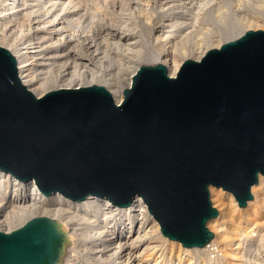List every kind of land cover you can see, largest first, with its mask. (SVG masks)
I'll use <instances>...</instances> for the list:
<instances>
[{
	"label": "water",
	"instance_id": "1",
	"mask_svg": "<svg viewBox=\"0 0 264 264\" xmlns=\"http://www.w3.org/2000/svg\"><path fill=\"white\" fill-rule=\"evenodd\" d=\"M0 170L45 196L118 207L139 197L164 238L207 246L218 217L210 189L244 208L264 176V31L184 60L174 77L140 64L119 103L94 83L37 97L0 47ZM68 245L60 220L34 216L0 231V264H61Z\"/></svg>",
	"mask_w": 264,
	"mask_h": 264
},
{
	"label": "bare ground",
	"instance_id": "2",
	"mask_svg": "<svg viewBox=\"0 0 264 264\" xmlns=\"http://www.w3.org/2000/svg\"><path fill=\"white\" fill-rule=\"evenodd\" d=\"M127 1L129 2V0H121L123 2L121 5L119 0L120 6H118L123 7L121 11L124 10L125 4H128ZM73 3V0H0V47L7 49L16 58L18 76L22 84L37 97L42 96L50 89L60 87L78 88L79 86L92 85V83L99 85L97 78L100 68L98 70L91 68L86 72L83 70L84 68L79 67L81 55L78 52V47L84 46L86 49H92V46L90 41L87 42L89 36L85 33L89 23L80 16L81 14L78 16L75 11L80 3ZM171 3L174 5L169 11L170 18L164 20L159 26L160 29L157 31L155 39H171L173 41L179 39L182 44L178 50L174 49V51H177L182 59L178 60V57H173L172 52L169 51V53H164L161 58L142 63V46L136 43L137 45L134 47H126L129 48L128 51L131 49L132 54L126 55V58L130 59L128 63L126 62L127 66L122 63L126 66L123 76L116 75L114 72L111 81H109L110 78H107L108 80L102 85L109 90L116 103L122 100L123 89L130 86L132 75L139 69L140 64L153 66L161 63L167 67L168 75L174 77L184 60L198 61L207 50L218 48L221 44L239 37L249 29L264 31V0H171ZM147 6L146 8L142 7L145 10H142L141 13L144 14L146 9L151 7L148 4ZM164 6L161 5V8ZM250 7L257 11L256 14H245L240 17L239 27L244 28L238 30L235 35H231L232 37L229 39L222 40L220 33H217L216 35H203L197 42L199 47L188 48L183 45L188 43L192 34L186 33L185 28H182L191 21L195 23L193 26L196 25V28H199L207 24L208 20L217 18L220 20L225 34H233L236 31L233 24L236 23H228L230 18H234L232 14L229 15L230 12L241 14L242 11L246 12V9ZM136 9L137 12L139 9ZM133 10L131 9V14ZM88 14H86L87 18H89ZM138 14L140 15V13ZM128 15L130 16V14ZM115 25L116 23L111 27ZM7 26L15 27L13 34L6 33ZM145 27L143 34L146 37L147 34L149 35L150 28L147 25ZM119 28L118 31L122 35L128 30L126 24H122ZM140 29L142 31L141 27ZM138 34L141 35L142 32ZM142 40L144 41V39ZM207 43L211 44L204 46ZM124 48L123 52L127 51ZM90 49L87 50L89 56L95 55L96 49ZM190 53L194 54L192 58L189 57ZM162 58L165 60L168 58L171 62L166 63ZM93 62L91 61L90 64ZM99 63L98 60V65L101 64ZM107 75L110 76L111 73ZM110 82L114 85L111 86ZM210 190L211 200L217 204L218 208V217L208 223V229L214 237L203 248L186 249L179 243L169 241L161 235L158 222L148 212L146 204L139 197H136L133 203L127 207H118L108 199L99 196H88L84 201H71L58 192L45 196L34 181L22 182L0 170V231L10 232L36 215L45 216L44 213L49 210L48 214H51L49 217L57 219L56 216L59 215L57 217L62 218L72 241L69 250L77 244L81 245L83 249H89V244H91L90 250L94 257L100 255L106 260L115 258L112 264H152V262L150 263L151 253L159 250L158 243L155 244L157 240H153V238L180 247L176 259L177 264H180L183 255L185 257L189 253L192 254L200 250L208 251L210 248L221 252L220 256L223 257H216V261L223 259L226 264H264V255L255 259V256H251L252 252H245V244L248 239L250 242L258 243V250L264 247V219L260 218L261 210L264 209V199L260 196L264 191V176L260 175L258 182L252 186V199L244 208L237 206L230 192L216 188ZM130 244H135V247L133 246L135 249L132 251L128 247ZM256 254H258L257 251ZM65 260L66 258L63 262ZM211 261L205 260L202 264ZM170 262L171 259H169ZM162 264L167 263L165 261Z\"/></svg>",
	"mask_w": 264,
	"mask_h": 264
},
{
	"label": "rangeland",
	"instance_id": "3",
	"mask_svg": "<svg viewBox=\"0 0 264 264\" xmlns=\"http://www.w3.org/2000/svg\"><path fill=\"white\" fill-rule=\"evenodd\" d=\"M73 1H74L73 4L80 3V4L77 5V8H75L76 9L75 11H76L77 15L79 16L81 14L80 16H82V18L84 20L86 19L87 22L89 23L87 25V28L85 29V31H86L85 33L87 34V36L90 37V38L88 37L87 42L90 41L91 42V46H92V49H90V48L89 49L90 50H95L96 49L95 55H93V56L91 55L92 56V58H91V56H89V53L87 52V50H89V49H86L84 46L78 47V52L81 55V58L79 60V67L80 68L82 67V69L84 68L83 70L86 71V72L90 71L91 68L95 69V70H98L100 68L99 69V76L97 78V83H99V85H104L105 81H107L109 78H110L109 81H111L112 76L114 77V75H113L114 72H115L116 75L119 74V75L123 76L125 67L128 65L127 63L130 60V59H128V57L126 58V55L132 54L131 49H130V51H128L129 48H126V47H134V46L137 45L136 43H139L142 46L141 47V51H142V55H143L141 57L142 63H148V62H150L152 60L158 59L159 57L161 58L162 55H164V53H169V51L172 52L173 57H178V60L182 59V56L179 55L177 53V51H174V49L178 50V48L182 44V43H180L179 39H174V41L171 40V39H168V40H163V39H158L157 40V39H155L157 34H158L157 31H159V29H160L159 26L162 24V22H164V20H168L170 18V15H169L170 12L169 11H170V9H172V6L174 5V3H171V0H163V1L162 0H153V2H152V0H143V2H142V0H135V1L134 0H132V1L129 0V2L128 1L126 2L128 4H125V6L123 5L124 6V10L123 11H121L123 9V7H119L120 6L119 0H115V1H113V0H109V1L108 0H84V1L81 0L83 2L82 4H81L80 0H77V1L73 0ZM144 1H145V4H144ZM120 2H121V0H120ZM166 2H167V4H166ZM140 3H142V4L140 5ZM122 4H123V2H121V5ZM147 4L149 6H151L152 8L150 7V8L146 9V12L144 13L145 15L147 14L146 15L147 17H146L143 14V12L141 13V11L145 10V8L148 7ZM126 5H129V7H126ZM161 5H165L164 8H161ZM134 6H135V8H134ZM83 7H84V9H83ZM125 7L128 8L127 12H126V8ZM142 7H145V8H142ZM136 8L139 9L137 12L135 11V10H137ZM131 9L132 10L134 9L132 11L133 16H132V14L130 12ZM69 11H71V10H69ZM79 11H82V12H79ZM85 11H86V13H85ZM134 11L136 12V14H135ZM256 12L257 11L255 9L251 8V7L246 9V12L242 11L241 14H238V13H235V12H230L229 15L232 14V16L234 18L233 19L230 18L228 20V23H231V22L236 23V24H233V27L236 30L233 34H229V33L225 34L224 30H222V27H221L222 24L220 23V20H218L217 18L216 19H210L211 17L210 18L208 17L210 19V20L207 19L208 23L204 24L203 27H199V28H196V25L193 26L195 23H193L191 21L192 23L190 22L185 27L182 28V29L185 28L186 33L189 32V33L192 34V37H190V39L188 40V43L183 44V45L187 46L188 48L189 47H199L198 46L199 43H197V42L199 41L200 38L203 37V35H206V36L207 35H213V34L216 35L217 33H220V35L222 37L221 38L222 40L229 39L230 37H232L231 35H235L238 30H241V29L244 28V27H242V28L239 27V24L241 22L240 21V17H243V15H245V14L253 15V14H256ZM88 13L91 14V15L89 16ZM125 13H126V15H125ZM138 13H140V15ZM86 14H88L89 18H87ZM122 14H123L124 17L122 16ZM128 14H130L131 17ZM134 15H137V17H134ZM90 17H91V19H90ZM138 17H139V20H138ZM161 17H163V18H161ZM129 18H130V20L128 21ZM147 18H149V19H147ZM147 20H149V21L147 22ZM111 23H113V24L116 23V25L114 27H111V26H113V24H111ZM122 24H126V26L128 28L126 33L123 34V35L118 31V30H120L119 27H121ZM134 24H135V26H134ZM130 25H132V26L130 27ZM144 25L145 26L147 25V27L150 28V31L153 30L151 33L149 31V35L147 34L146 37H145V34H143L144 30L146 28ZM139 26L142 28V31H141ZM133 28H134V30H133ZM135 28H137V29L135 30ZM187 28L190 29V30H188ZM14 30H15L14 26H9V27L7 26L5 28L6 33H8L10 35L13 34ZM75 30H77V29L75 28ZM140 32H142L141 35L138 34ZM159 34H161V33H159ZM143 35H144V37H143ZM138 36H140V37H138ZM138 38H139V40H138ZM115 39H117V40H115ZM142 39H144V41ZM129 40L132 41V42H130ZM140 42H142V43H140ZM214 43H216V42L214 41ZM209 44H211V43H207L204 46H208ZM123 48L125 50H127L128 52L125 51V50H124L125 52H123ZM85 54H87V55H85ZM96 55H97V57H96ZM85 56L88 57V58H86ZM193 56H194V54L192 53L189 57L192 58ZM118 57H120V58H118ZM98 60L101 63V64L100 63L99 64L102 66V68H101L100 65H98ZM163 60H165V59H163ZM91 61H94V62L90 64ZM168 61L171 62L170 60H168V58H166L165 62L169 63ZM122 63H125L126 66L124 64H122ZM85 68H86V70H85ZM82 69H80V70H82ZM108 73H111V75L108 76L107 75ZM123 80H124V78L122 79V81ZM110 83H112V82H110ZM112 85H114V84L112 83L111 86ZM258 192H260V191L258 190ZM260 196L264 199V191L261 193ZM210 200H211V193H210ZM211 203H212V206L218 211V208L216 206L217 204L216 203L214 204L212 200H211ZM48 213H50L49 210H47V213L46 212L44 213L45 216L49 217V215H51V214H48ZM36 216H39V215H36ZM57 216H59V215H57ZM57 216H56V218L58 220H60V222L63 224L62 218H59ZM260 218L264 219V209L261 210ZM67 233H68V231H67ZM70 240H71V238H70ZM153 240H157L155 244L158 243L157 245H159V250L151 253L150 263L152 262V264H153V263L159 262V263L162 264L163 262L166 261V263L168 264L169 263V259H171V262L169 264H177L176 259H177V255H179L180 247H178L176 245H171L167 241H163L161 239L153 238ZM71 243H72V241H71ZM134 245L131 244V246H132L131 249L132 250L135 249ZM245 245H246L245 252H247V253H249V252L251 253L252 252L251 256L252 257L255 256L254 257L255 259H256V257L258 258V256L261 257L262 255H264V253H263L264 252V247L260 248V250H258V246H257L258 243L256 241H251L250 242V239H248V241L246 240V244ZM69 246H71V245H68V247H66V249L69 248ZM255 248H256V250H255ZM90 251H92V250H90ZM256 251H257L258 254H256ZM220 253L221 252L217 251V253L215 255L214 254L212 255L208 251H202V250L197 251V252H193L192 254L189 253L185 257H184V255L182 256L180 264H202V262L205 261V260H208V261L212 260L211 262H207L206 264H226L225 260H223V259L219 260V261H216L217 260L216 257H218V256L221 257V258L223 257V256H220ZM259 253H260V255H259ZM83 257H84V261H85V263L83 262V264H112L111 260H106L103 257H101L100 259L99 258L98 259H93V256L86 258L85 255H83ZM64 259H65V257H63V260Z\"/></svg>",
	"mask_w": 264,
	"mask_h": 264
},
{
	"label": "built area",
	"instance_id": "4",
	"mask_svg": "<svg viewBox=\"0 0 264 264\" xmlns=\"http://www.w3.org/2000/svg\"><path fill=\"white\" fill-rule=\"evenodd\" d=\"M22 225V224H21ZM20 225V226H21ZM19 227V226H18ZM17 227V228H18ZM16 229V228H15ZM72 245V244H71ZM90 246H91V244H89V249H83V247L81 246V245H74L73 247H72V249L71 250H69L68 248L66 249V254H65V258H66V260L63 262V264H83V262L85 263V261H84V257H83V255H85L86 256V258H88V257H92L93 255V253H92V251H90ZM129 247V249L132 251V249H131V244L128 246ZM128 249V252L130 251ZM208 252L210 253V254H216L217 253V251L215 250V249H212V248H210V250H208ZM100 259L101 258V256L100 255H97L96 257H94L93 256V259ZM112 262H114V260H115V258H112V259H110Z\"/></svg>",
	"mask_w": 264,
	"mask_h": 264
}]
</instances>
